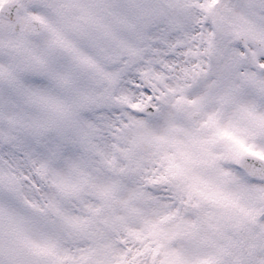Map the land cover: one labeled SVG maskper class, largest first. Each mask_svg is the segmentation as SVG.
I'll list each match as a JSON object with an SVG mask.
<instances>
[{"label": "snow or ice", "instance_id": "1", "mask_svg": "<svg viewBox=\"0 0 264 264\" xmlns=\"http://www.w3.org/2000/svg\"><path fill=\"white\" fill-rule=\"evenodd\" d=\"M0 264H264V0H0Z\"/></svg>", "mask_w": 264, "mask_h": 264}]
</instances>
